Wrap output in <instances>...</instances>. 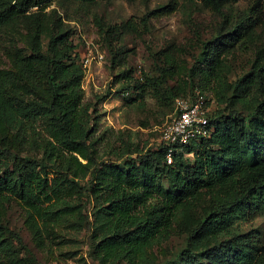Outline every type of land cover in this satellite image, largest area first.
<instances>
[{
    "label": "trees",
    "instance_id": "trees-1",
    "mask_svg": "<svg viewBox=\"0 0 264 264\" xmlns=\"http://www.w3.org/2000/svg\"><path fill=\"white\" fill-rule=\"evenodd\" d=\"M100 1L0 0V264H33L7 218L12 202L37 239L60 225L86 230L100 264H264V219L247 226L264 217V0H195L212 19L190 64L171 53L157 73H115L114 92L129 90V101L151 90L165 100L205 94L213 130L172 162L164 141L131 132L105 142L110 127L99 131L111 87L85 99L76 28L58 5ZM97 20L112 69L126 64L115 43L137 23ZM175 227L183 243L157 259L151 249Z\"/></svg>",
    "mask_w": 264,
    "mask_h": 264
},
{
    "label": "rangeland",
    "instance_id": "rangeland-1",
    "mask_svg": "<svg viewBox=\"0 0 264 264\" xmlns=\"http://www.w3.org/2000/svg\"><path fill=\"white\" fill-rule=\"evenodd\" d=\"M162 5H165L164 9L160 8ZM58 9L64 16H72L67 21L76 28L73 39L78 44L80 58L88 52L89 47L94 49L96 46L104 52L101 63L93 60L83 82L87 101L95 100V93H103L108 86L111 87V93L99 104V131L107 127L111 129L106 132L104 141H113L117 133L125 137L132 132L135 141H146L148 145L155 146L160 140L161 127L173 111L174 99L165 100L158 92L151 90L144 97L129 101L131 93L125 95L123 92H114L120 84L115 82V73L126 65L135 68V75L157 73L156 67L159 63L163 64V56L166 58L171 53L177 55L183 64H190L193 55L199 52V40L210 34L212 13L195 0H177V3L174 0H105L89 5L67 2L63 7L58 5ZM148 11L154 12L145 26L142 19ZM97 19L111 24H120L128 19L137 23V31H126L122 39L115 43L116 47L126 52V64L116 65L112 69L111 53L99 33ZM197 30L200 37L195 32ZM181 75L182 71L169 77V85L176 84ZM207 97L212 107H215L214 94L207 92ZM7 218L11 226L21 230L24 241L33 251L37 260L30 258L33 264H100L88 255L87 233L84 229L60 225L53 232L44 233L42 239H37L24 220L21 205L16 202H12L8 208ZM263 219L258 216L247 226L260 223ZM175 228L176 232L169 239L162 240L151 249L157 259H164L183 243L184 235Z\"/></svg>",
    "mask_w": 264,
    "mask_h": 264
},
{
    "label": "built area",
    "instance_id": "built-area-1",
    "mask_svg": "<svg viewBox=\"0 0 264 264\" xmlns=\"http://www.w3.org/2000/svg\"><path fill=\"white\" fill-rule=\"evenodd\" d=\"M104 59V52L97 48L89 47V50L82 57V64L85 68V76L89 73L93 60L101 63ZM84 82V80H83ZM84 86V83H83ZM129 90L123 91L128 95ZM210 105L207 104L206 96L195 90L193 98L176 96L173 101V111L170 118L161 127L160 141L167 143V162L173 161L175 149H182L192 140L209 136L213 127L209 123L208 110Z\"/></svg>",
    "mask_w": 264,
    "mask_h": 264
}]
</instances>
